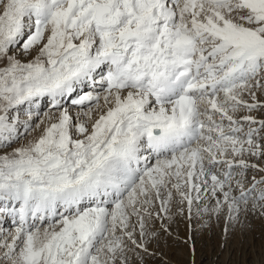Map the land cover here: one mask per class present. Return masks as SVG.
Masks as SVG:
<instances>
[{
	"label": "snow or ice",
	"instance_id": "obj_1",
	"mask_svg": "<svg viewBox=\"0 0 264 264\" xmlns=\"http://www.w3.org/2000/svg\"><path fill=\"white\" fill-rule=\"evenodd\" d=\"M257 93L264 0H0V264H145L173 208L264 217Z\"/></svg>",
	"mask_w": 264,
	"mask_h": 264
},
{
	"label": "rangeland",
	"instance_id": "obj_2",
	"mask_svg": "<svg viewBox=\"0 0 264 264\" xmlns=\"http://www.w3.org/2000/svg\"><path fill=\"white\" fill-rule=\"evenodd\" d=\"M264 100V96H260ZM247 98V97H246ZM49 101L46 99L40 107L41 113L47 108ZM26 107L21 109V121L26 119L24 115ZM245 114L240 112V115ZM257 118L264 116V111L253 113ZM238 113V116H240ZM39 121L34 119L33 124ZM37 129L30 134H24L18 142H14L11 147L25 144L29 139L36 137L42 130ZM11 147L8 151H11ZM251 162H258L253 159ZM256 175L248 171V180ZM235 183V181H234ZM249 184L246 182L245 187ZM238 194V193H237ZM173 220L171 223L172 240L163 247L157 249L155 245L150 247V251H155V256L146 257L145 264H264V217L259 212L249 213L247 217L241 216L239 223L233 228L226 225L223 219L217 221L215 217L211 220L205 215L203 217L189 218L185 210L183 214H177V209H172ZM229 229V240L227 247L222 245V235L225 227ZM178 230V232H177ZM191 238V244L186 241ZM194 245V254L189 253L190 246ZM134 264L136 262L134 261Z\"/></svg>",
	"mask_w": 264,
	"mask_h": 264
},
{
	"label": "bare ground",
	"instance_id": "obj_3",
	"mask_svg": "<svg viewBox=\"0 0 264 264\" xmlns=\"http://www.w3.org/2000/svg\"><path fill=\"white\" fill-rule=\"evenodd\" d=\"M47 98L45 97L42 101H41V103L43 104L44 103V101L46 100ZM67 106V105H66ZM72 111H78V109H73ZM239 115H240V113H239ZM244 115V114H243ZM262 117V116H261ZM7 227H11V225H6ZM177 232H178V230H177ZM179 233V232H178Z\"/></svg>",
	"mask_w": 264,
	"mask_h": 264
}]
</instances>
